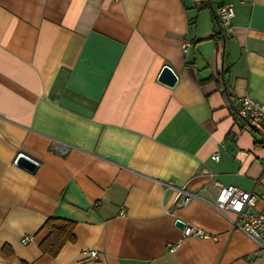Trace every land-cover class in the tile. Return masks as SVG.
<instances>
[{
  "label": "crops",
  "instance_id": "0c3cea01",
  "mask_svg": "<svg viewBox=\"0 0 264 264\" xmlns=\"http://www.w3.org/2000/svg\"><path fill=\"white\" fill-rule=\"evenodd\" d=\"M243 96L264 104V0H0V264H264L233 213L175 207L162 185L264 189V147L233 120ZM51 218L73 222L54 254Z\"/></svg>",
  "mask_w": 264,
  "mask_h": 264
},
{
  "label": "built area",
  "instance_id": "2783aa9c",
  "mask_svg": "<svg viewBox=\"0 0 264 264\" xmlns=\"http://www.w3.org/2000/svg\"><path fill=\"white\" fill-rule=\"evenodd\" d=\"M217 16L222 27L221 33L232 32L233 5L231 3L221 5ZM219 36L217 35L216 38L220 39ZM220 45L222 46V42ZM233 120L234 124L242 131L257 134L260 145L264 147V104L262 102L250 96H243L239 99L238 107L233 114ZM68 149L69 145L66 143H57L54 147L55 152L60 155H65ZM211 157L213 160H217L218 154L214 153ZM162 185L165 188L174 190L175 207L185 206L190 201L200 198L207 205L222 214H226L227 212L233 213L235 219L232 220V223L257 242L259 247L264 248V210L258 212L251 211L258 200L264 204V189L259 193H255L239 189L233 185H219L216 196L209 200L201 198L199 193L186 190L185 187L175 186L171 181L162 183ZM182 233L184 236H206L203 230L191 224H184ZM30 240V237H24L22 242L27 243ZM178 247L179 243L172 244L169 245V250L174 251ZM83 254L90 258L97 257L95 250H85Z\"/></svg>",
  "mask_w": 264,
  "mask_h": 264
},
{
  "label": "trees",
  "instance_id": "16d2710c",
  "mask_svg": "<svg viewBox=\"0 0 264 264\" xmlns=\"http://www.w3.org/2000/svg\"><path fill=\"white\" fill-rule=\"evenodd\" d=\"M216 18L219 22L218 16ZM211 36H215V33ZM215 74L218 77L221 73ZM45 227L49 229V236L41 243V247L44 251L51 254L56 253L66 240L74 239L72 233L73 222L69 220L51 218L46 221Z\"/></svg>",
  "mask_w": 264,
  "mask_h": 264
},
{
  "label": "water",
  "instance_id": "95a60500",
  "mask_svg": "<svg viewBox=\"0 0 264 264\" xmlns=\"http://www.w3.org/2000/svg\"><path fill=\"white\" fill-rule=\"evenodd\" d=\"M177 76L174 73V71L169 66H163L161 69V72L159 73L158 80L162 83H165L167 85H173L176 82ZM16 164L19 166H23L28 171H33L37 167L36 161H33V159L23 155L19 154L16 159ZM176 225L183 227L184 223L176 221Z\"/></svg>",
  "mask_w": 264,
  "mask_h": 264
},
{
  "label": "rangeland",
  "instance_id": "374dc122",
  "mask_svg": "<svg viewBox=\"0 0 264 264\" xmlns=\"http://www.w3.org/2000/svg\"><path fill=\"white\" fill-rule=\"evenodd\" d=\"M200 13H201V16H200V17H202V15H205V16H206V15H207V10H201ZM205 16H204V17H205Z\"/></svg>",
  "mask_w": 264,
  "mask_h": 264
}]
</instances>
